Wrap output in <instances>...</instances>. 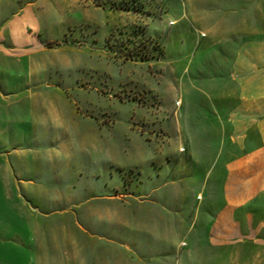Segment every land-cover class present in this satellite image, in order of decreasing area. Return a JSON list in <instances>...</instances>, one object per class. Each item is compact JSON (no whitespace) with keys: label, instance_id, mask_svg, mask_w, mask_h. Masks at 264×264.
Wrapping results in <instances>:
<instances>
[{"label":"rangeland","instance_id":"374dc122","mask_svg":"<svg viewBox=\"0 0 264 264\" xmlns=\"http://www.w3.org/2000/svg\"><path fill=\"white\" fill-rule=\"evenodd\" d=\"M40 5L38 98L0 136L24 151L10 194L37 211V264H264V244H205L197 218L235 156L218 152L233 145L221 104L234 53L264 38V0Z\"/></svg>","mask_w":264,"mask_h":264},{"label":"crops","instance_id":"0c3cea01","mask_svg":"<svg viewBox=\"0 0 264 264\" xmlns=\"http://www.w3.org/2000/svg\"><path fill=\"white\" fill-rule=\"evenodd\" d=\"M41 1L0 0V136L10 123L29 120V116L24 119L23 106L34 105L38 98L31 79L50 40L41 36ZM230 76L236 96L221 104L225 110L221 121L233 145H223L218 152L220 158L235 156L218 166L222 178L204 181L198 195L206 196L197 212L199 226L206 234L205 244L216 249L235 243L264 244V38L240 44ZM23 152L0 148L1 199L14 213L1 214L0 264H37L38 230L32 222L37 211L28 212L22 198L10 194L15 178L11 162L20 165Z\"/></svg>","mask_w":264,"mask_h":264}]
</instances>
